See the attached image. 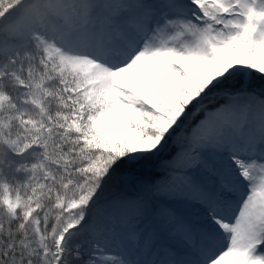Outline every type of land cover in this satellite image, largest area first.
Returning <instances> with one entry per match:
<instances>
[{"label": "snow or ice", "instance_id": "snow-or-ice-1", "mask_svg": "<svg viewBox=\"0 0 264 264\" xmlns=\"http://www.w3.org/2000/svg\"><path fill=\"white\" fill-rule=\"evenodd\" d=\"M0 264H264V0H0Z\"/></svg>", "mask_w": 264, "mask_h": 264}]
</instances>
